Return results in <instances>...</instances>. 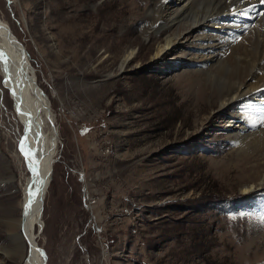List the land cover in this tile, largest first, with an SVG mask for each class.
I'll use <instances>...</instances> for the list:
<instances>
[{"label": "rangeland", "instance_id": "rangeland-1", "mask_svg": "<svg viewBox=\"0 0 264 264\" xmlns=\"http://www.w3.org/2000/svg\"><path fill=\"white\" fill-rule=\"evenodd\" d=\"M153 1L0 0L58 129L39 247L47 264H264V109L245 124L235 120L249 114L245 102L219 107L207 75L220 55L203 54V28L184 29L192 18L173 19L172 1L158 0L149 28ZM210 9L220 14L217 0ZM173 31L178 44L157 54ZM0 89L2 247L26 170L1 75Z\"/></svg>", "mask_w": 264, "mask_h": 264}, {"label": "bare ground", "instance_id": "bare-ground-1", "mask_svg": "<svg viewBox=\"0 0 264 264\" xmlns=\"http://www.w3.org/2000/svg\"><path fill=\"white\" fill-rule=\"evenodd\" d=\"M168 1H172L170 15L173 19L191 16L192 22L188 21L184 29L203 28V32L200 33L202 48L205 50L203 54L214 53L213 57L220 55V72L208 74V81L206 80L215 88L212 91L217 93L219 107L225 110L232 102H245L247 104L245 111L249 114H244L235 120L237 122L245 119L253 120V116L256 115L255 107L264 108V89L259 90V87L264 85V0H217V4H220V14L217 15L210 13L212 10L210 3L214 0H201L197 5L194 4L195 6L192 5V0ZM160 3L154 0L150 7L152 11H149V14L151 13L152 19L149 21V28L160 24L161 12L159 14L158 11L164 6ZM231 8V12L224 13ZM156 27L153 28L157 29ZM181 35L183 32L180 31L167 34L158 46L157 54L178 44ZM22 49L25 52L24 62L20 59ZM133 53V50L129 51L122 62V67ZM0 75L4 78L9 96L15 103V121L23 129L20 136L22 147L30 153L26 156L21 150L19 155L26 170V176L23 173L21 175L24 181L22 182V199L18 207L20 212L13 213L11 210L12 213L9 211L10 213L3 221L1 220L10 243L0 247V252H4L7 261L11 264H47L45 253L38 244V231L44 225L43 198L53 172V162L56 160L58 129L54 123V113L49 97L38 85L35 70L24 44L13 33L10 25L2 22L1 19ZM32 86H36L37 91L41 90V97L33 91ZM4 92L0 89V94L4 95ZM47 111L50 112V118L47 117ZM236 125L238 129H241L243 138L247 137L248 134L242 132L241 123ZM263 132L264 130H260L258 133L262 136ZM259 139L264 138L259 136ZM244 160L247 162L246 158ZM259 176L260 182L243 187V192L264 184V176L262 174ZM42 177L46 179V182L43 198L40 199L42 190L39 191V183Z\"/></svg>", "mask_w": 264, "mask_h": 264}, {"label": "water", "instance_id": "water-1", "mask_svg": "<svg viewBox=\"0 0 264 264\" xmlns=\"http://www.w3.org/2000/svg\"><path fill=\"white\" fill-rule=\"evenodd\" d=\"M21 52H22V53L20 54V59L22 60V62H24V61H25V59H24V53H25V52L23 51V49H22ZM24 71H25V70H24ZM25 72H26V71H25ZM32 87H33V91H34L36 94H38L39 96L42 94V92H41L40 89L37 91L36 86H32ZM40 97H41V96H40ZM47 117H48V118L51 117L49 111H47ZM45 182H46V179H45L44 177H42V179L40 180V183H39V191L42 190V192H40V193H41V196H40V194H39V196H40L39 198H40V199L43 198V188H44Z\"/></svg>", "mask_w": 264, "mask_h": 264}, {"label": "snow or ice", "instance_id": "snow-or-ice-1", "mask_svg": "<svg viewBox=\"0 0 264 264\" xmlns=\"http://www.w3.org/2000/svg\"><path fill=\"white\" fill-rule=\"evenodd\" d=\"M21 150L24 151V154H25L26 156L30 155V153H29L28 151H25V149H24L23 147H22ZM33 195H35V193H33Z\"/></svg>", "mask_w": 264, "mask_h": 264}]
</instances>
